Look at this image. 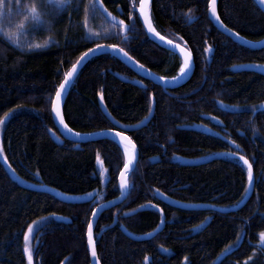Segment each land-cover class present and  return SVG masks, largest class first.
<instances>
[{"label":"trees","instance_id":"16d2710c","mask_svg":"<svg viewBox=\"0 0 264 264\" xmlns=\"http://www.w3.org/2000/svg\"><path fill=\"white\" fill-rule=\"evenodd\" d=\"M88 2L83 0L77 11L73 0L59 14L53 5V15L46 17L54 23L50 30L25 20L26 12L19 9L0 20V146L7 163L0 160V264H27L26 244L32 264H90L86 232L91 213L119 196L122 149L106 139L79 144L64 140L52 121L53 97L76 61L100 44L123 49L163 79L177 77L181 68L177 57L146 37L138 21L126 39L98 12L85 28ZM125 2L102 0L108 13L125 8ZM208 3L150 1L155 32L192 55L194 71L182 86L163 89L108 55L87 61L71 85L63 120L79 135L116 130L99 101L124 126L147 119L154 103L149 122L128 133L138 160L128 175L127 196L97 219L94 243L100 264H264V74L254 68L264 66V49H247L217 31L208 18ZM216 11L220 22L241 39L264 41V14L252 0H217ZM21 23L24 27L17 28ZM4 30L14 32L20 45L43 47L21 51ZM138 81L141 85L130 84ZM222 153L251 164L253 192L241 209L229 214L187 212L157 199L162 195L220 209L236 206L247 189V169L241 161L223 156L190 166L180 160L198 163ZM20 185L93 199L63 204ZM147 205L163 211L164 229L151 240L133 241L120 228L140 236L159 223L152 208L125 217ZM114 218L116 225L99 236Z\"/></svg>","mask_w":264,"mask_h":264},{"label":"water","instance_id":"95a60500","mask_svg":"<svg viewBox=\"0 0 264 264\" xmlns=\"http://www.w3.org/2000/svg\"><path fill=\"white\" fill-rule=\"evenodd\" d=\"M150 1L151 0H148V4H147V7L145 8L144 15H142L140 12L141 0L138 1V8H137L138 20L140 22V25H141L146 37L152 43L157 45L158 47H160V48L168 51L172 55L176 56L181 63V67L183 66L185 59H186L185 53H188L189 54V57H188L189 68L185 69V74H182V76L181 75L177 76V78L180 77L179 79L169 80V79H161L160 77L156 76L155 74H153L152 72H150L146 68L141 67V65L138 64L129 55L125 56L124 52L119 51L120 48H118V47L113 49V48L109 47V45H102L103 47L100 50H96V51L90 53L86 59H84L82 62L78 63V61H81V57H82L81 56L76 61V63L74 64L75 65V71L73 70L74 65L67 71V73H72V75L68 77L67 81H65V76H64L62 82L60 83V85L61 84L65 85L64 89L61 90L60 85H59V87L56 90V92L58 90L61 91V97L59 99V102H57V97H56V93H55L53 100H52V104H51V111L50 112H51V117H52L54 127L56 128L58 134L64 140H69V141H73L76 143H82V142H94V141L106 139V140H110V141L115 142L122 149L121 145H124L126 142L123 141L121 137L117 136L116 133L117 132H123L126 136H128V133L137 131V130L141 129L142 127H144L152 117L153 109H154V103L153 102L151 105L150 114H149L147 119H145L144 121H142L140 124H138L136 126H124V125L119 124L114 119H112L110 117V115L107 113V111L104 109V107L102 106L101 101H99V105H100V108H101L103 114L107 117V119L115 127L116 130L101 131V132H97V133H93V134H89V135H77L76 133L69 131L68 128L64 127V125H65L64 120H63V124H61L60 121H61V119H63V107L65 104L66 98L68 96L69 90L71 88V85L73 84V82H74L78 72L80 71L81 67L87 61H89L90 59H92L95 56H98V55L111 56V57L117 59L120 63H122L125 67H127L131 72H133L140 79L149 81V82L153 83L154 85H157V86H159L163 89H166V90H172V89L178 88V87L182 86L183 84H185L191 78L193 71H194V63H193V58H192L191 53L185 47H183L181 45H178L175 43H172L171 45H169L168 41L165 39H163V41H161V39H160L161 36H159L155 32V30L152 27L151 22H150V25H151L152 30H149V24L147 23L145 16H147L148 20L150 21V18H149ZM252 1L259 8V10L264 14V4H262L260 2V0H252ZM216 4H217V0H214L215 9H216ZM212 7H213V0H209L208 11H207L208 18H209V21L211 22V24L213 25V27L217 31H219L223 35L227 36L234 43L239 44V45H241L247 49H250V50L264 49V41H261L258 43L248 42V41L241 39L234 32L228 31L227 30L228 28H226L225 26H222V23L220 22V20L218 21L215 18V16L212 15V11H211ZM99 14L101 15V17L105 21H107L111 24L115 23V20L113 19L112 15H108V12L106 13L103 10H101V11H99ZM216 15H217V11H216ZM177 45H178V47H175V54H174L172 49L174 46H177ZM92 49H96V47H93ZM87 52H85V53H87ZM132 84L141 85V82H139V81L138 82H132ZM122 151H123V149H122ZM129 151H131V149H129ZM123 153H124V151H123ZM124 156H125V153H124ZM223 156H228L230 158H236V159L240 160L241 163L247 169V191H246L243 199L236 206H234L232 208H228V209H225V208L220 209V208H215V207H211L208 205H202V204H188V203L177 202V201H174V200L169 199V198L162 196V195H157V199L168 207L178 209V210H182V211H190V212L214 211V212H217L220 214H229V213H233V212L238 211L247 203V201L249 200V198L252 195L253 187H254V176H253V181L250 184L249 180H248V165H246L244 163V160H242L240 156L222 153V154L213 155V156L209 157L208 159H206L205 161H201L198 163H193V162L186 160V159H180V160L184 164H188L190 166H195V165L205 164V163H208V162H211L214 160H219ZM137 160H138V152H137V149L135 147L134 158H133L132 164L130 165V167L128 169H125L123 167L121 169V171L119 172L118 177H117V186H118V190H119V197H117L114 200L98 204L93 209V211L91 213L89 223L87 226V232H86V248H87V253L89 256L90 264H100L97 256L94 258L91 254L93 248L95 249L94 229H95L97 219L101 215V213L109 210L110 208L117 206L118 204L122 203L125 200V198L127 196L128 187L127 186L125 188L120 187L121 177L123 174L124 180L126 182L128 181V175L133 171V169L137 163ZM126 162H127V160H126V156H125V163ZM252 175H253V172H252ZM104 183H105V181H104ZM20 186L24 189L29 190V191L47 194V195L53 197L56 201L63 203V204H72V205L83 204V203H89L93 199V197H91V196L90 197L89 196L88 197H71V196L62 194V193L55 191L53 189H50V188L41 189V188L27 187L24 185H20ZM148 208H152L159 215V223L153 231L149 232L151 235H149V233H147V234L140 235V236H134V235H131L130 233H128L124 228H120V231L126 237H128L129 239H131L133 241H137V242L148 241V240L153 239L155 236H157L158 234H160L163 231L164 225H165V216L163 214V211L157 206L147 205L145 207L137 209L134 212L126 214L125 217L134 216L137 213L146 211ZM116 223H117V219L114 218L113 223L109 227L103 229L99 233V236L101 234H103L107 229L114 227L116 225ZM89 224H91V226H92V241L91 242L89 241ZM95 251H96V249H95Z\"/></svg>","mask_w":264,"mask_h":264},{"label":"snow or ice","instance_id":"6c2138e0","mask_svg":"<svg viewBox=\"0 0 264 264\" xmlns=\"http://www.w3.org/2000/svg\"><path fill=\"white\" fill-rule=\"evenodd\" d=\"M73 0H32L31 3L29 4H24L23 0H0V20L3 19H10L11 15L15 12V10L19 9L21 12H26V15H24V19L27 20L29 18H31L32 21H34L37 25H43L46 29L50 30L53 26L54 23L52 20L46 19V17H50L53 15V12L51 11L53 5H55L56 8V14H59L60 11H67V8L70 7L72 5ZM260 2L262 4H264V0H260ZM83 3V0H77V4H76V10H79V6L80 4ZM148 4V0H141V4H140V12L142 15H144L145 13V8L147 7ZM103 10L104 12L107 13V9L104 7L102 0H89V2L84 5V11H85V23H84V27L87 28V20L90 17H94L95 14L99 11ZM189 13L192 11L191 9L188 10ZM212 11V15L215 16V18L219 21V16L216 15V9L214 7V0H213V7L211 9ZM5 13L8 14V16H5ZM108 15H111L110 13H108ZM113 19H115V17H113ZM145 19L147 20V16H145ZM222 23V22H221ZM118 26H123L125 31L130 30L128 25H126L124 23V20H120L119 21V25ZM222 26H224L222 24ZM24 25L23 23L18 24L17 28H23ZM226 27V26H225ZM0 30L2 29V25H0ZM149 30H152L151 25H149ZM228 31H231V29H227ZM4 35L8 38V40L12 41V43L16 44L17 47H19L21 49V51H35L37 49L42 48L43 46L40 44H29L26 47L24 45H20L18 43L17 40L14 39L15 37V33L8 31V30H4ZM236 35H239V33H236ZM161 41H163V37L160 38ZM169 45L172 44V41H168ZM47 44V41L45 42V45ZM103 46L100 44L96 45V49H92L89 48L87 53H84L81 57V61L82 62L84 59L87 58V56L96 51V50H100ZM109 47L115 49L116 46L115 45H109ZM175 47L174 46L172 51L175 54ZM206 51H210L211 49H205ZM119 51L124 52L123 49H119ZM183 51V50H182ZM125 56H128L127 52H124ZM186 59L185 62L183 64V66L180 68V72L181 74H185V69L189 68V63H188V57L189 54L185 53ZM141 67H143V65H141ZM264 67V66H262ZM73 70L75 71V65L73 66ZM72 73H67L65 75V81L68 80V77L71 76ZM163 79V77L161 78ZM173 80L177 79V77H173ZM65 85L61 84L60 85V89H64ZM56 97H57V102H59V99L61 97V91L58 90L56 92ZM8 113H5V116H7ZM4 121L0 120V124H2ZM61 124H63V119H61ZM65 128H67V125H64ZM69 131H71V129H69ZM77 135H79V133H77ZM117 136L121 137L123 141H125L126 143L124 144V149H125V153L128 157L127 162L124 164V168L128 169L130 167V165L132 164L133 158H134V152H135V145L132 143L131 138L126 136L123 132H117L116 133ZM129 149H131V151H129ZM242 160H244L243 157H241ZM244 163L246 165H248V180L249 183L251 184L253 181V175H252V167L251 164H249V162L247 160H244ZM127 186V182L124 180L123 178V174L121 177V184L120 187L121 188H125ZM158 191V190H157ZM247 191V189H246ZM35 223V222H33ZM29 233L33 232V226L29 225ZM149 235H151L149 233ZM25 241H27L29 239V235L26 233L25 234ZM260 238L261 241L264 242V232L260 233ZM89 241H92V226L91 224H89ZM25 253L27 254L28 257V264H32V252L30 251V249L28 248L27 244L25 245V249H24ZM92 256L95 258L97 256V253L95 251V249L93 248L92 250Z\"/></svg>","mask_w":264,"mask_h":264},{"label":"flooded vegetation","instance_id":"af4514ba","mask_svg":"<svg viewBox=\"0 0 264 264\" xmlns=\"http://www.w3.org/2000/svg\"><path fill=\"white\" fill-rule=\"evenodd\" d=\"M138 1L139 0H126L125 8L117 7L110 12L112 17H115V23H108L115 27L117 34L123 39L128 38L130 34L133 33L132 28H134L137 21L139 22L137 16ZM120 20H124V23L128 25L130 30L125 31L123 26H118Z\"/></svg>","mask_w":264,"mask_h":264},{"label":"rangeland","instance_id":"374dc122","mask_svg":"<svg viewBox=\"0 0 264 264\" xmlns=\"http://www.w3.org/2000/svg\"><path fill=\"white\" fill-rule=\"evenodd\" d=\"M93 35V34H92ZM263 65H257V66H255L254 68L256 69V70H258L259 72H261V73H263L264 74V67H262ZM180 75H182L181 73H179ZM263 108H264V104H263V106H262ZM3 124V123H2ZM0 130H1V127H0ZM121 147H123V146H121ZM0 160L3 162V163H5V165H7V163H6V160H5V158H4V155H3V153H2V151H1V146H0ZM127 160V159H126ZM26 258H27V264H28V257H27V254H26Z\"/></svg>","mask_w":264,"mask_h":264},{"label":"bare ground","instance_id":"6f19581e","mask_svg":"<svg viewBox=\"0 0 264 264\" xmlns=\"http://www.w3.org/2000/svg\"><path fill=\"white\" fill-rule=\"evenodd\" d=\"M112 15V14H111ZM150 16V15H149ZM114 17V16H113ZM151 21V20H150ZM150 21L148 20V18H147V23L150 25ZM144 32V31H143ZM250 42V41H249ZM111 57V56H110ZM176 57V56H175ZM128 69V68H127ZM181 73V72H180ZM182 76V75H181ZM180 78V77H179ZM179 78H177V79H179ZM176 80V79H175ZM128 82V81H127ZM130 84H132V83H130ZM157 86V85H156ZM107 111V110H106ZM105 116V115H104ZM113 119V118H112ZM113 142V141H112ZM76 143V142H75ZM77 144H79V143H77ZM121 146H123L122 147V149H123V151H124V153H125V149H124V145H121ZM125 156H126V159H128V157H127V155H126V153H125ZM228 157V156H227ZM229 158V157H228ZM236 159V158H235ZM240 161V160H239ZM202 165V164H201ZM105 183H106V181H105ZM119 191V190H118ZM66 195V194H65ZM51 197V196H50ZM72 197V196H71ZM92 197V196H91ZM119 197V196H118ZM91 202V201H90ZM189 204V203H188ZM116 207V206H115ZM212 207V206H211ZM216 208V207H215ZM228 209V208H227ZM188 212V211H187ZM141 213V212H140ZM217 213V212H216ZM135 216V215H134ZM133 217V216H132ZM159 235V234H158Z\"/></svg>","mask_w":264,"mask_h":264}]
</instances>
